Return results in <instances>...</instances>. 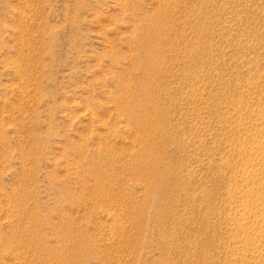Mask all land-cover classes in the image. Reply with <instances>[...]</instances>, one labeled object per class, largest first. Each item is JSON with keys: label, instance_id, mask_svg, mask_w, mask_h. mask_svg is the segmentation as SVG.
Instances as JSON below:
<instances>
[{"label": "rangeland", "instance_id": "rangeland-1", "mask_svg": "<svg viewBox=\"0 0 264 264\" xmlns=\"http://www.w3.org/2000/svg\"><path fill=\"white\" fill-rule=\"evenodd\" d=\"M260 109L264 0H0V264H251Z\"/></svg>", "mask_w": 264, "mask_h": 264}, {"label": "bare ground", "instance_id": "bare-ground-1", "mask_svg": "<svg viewBox=\"0 0 264 264\" xmlns=\"http://www.w3.org/2000/svg\"><path fill=\"white\" fill-rule=\"evenodd\" d=\"M144 45H147V44H144ZM151 59V58H150ZM151 61V60H150ZM153 61V60H152ZM151 61V62H152ZM151 62H149V60H148V63H151ZM148 63H147V66H148ZM154 63H156L155 61H154ZM150 65V64H149ZM156 65V64H155ZM146 66V67H147ZM154 67V66H153ZM156 67V66H155ZM154 67V68H155ZM157 67H158V63H157ZM152 69V68H151ZM263 108V107H262ZM260 110H262V109H260ZM255 110H253V112H254ZM262 111H264V109L262 110ZM260 112V115L259 116H261V117H259V118H257V114L258 113H256V118L258 119H256V121L255 122H259L260 123V125H262L263 123H264V116H262V114L264 113V112H262V114H261V111H259ZM264 115V114H263ZM255 118V117H254ZM146 123V122H145ZM148 124V123H147ZM150 124V123H149ZM258 126V123L256 124H254V126ZM259 125V126H260ZM253 126V125H252ZM252 127L253 129L255 128V127ZM247 127V126H246ZM245 127V128H246ZM249 127H251V125L249 126ZM248 127V128H249ZM251 128V130H253ZM257 128V127H256ZM257 130H259V129H257ZM164 131V130H163ZM260 131V130H259ZM147 132V131H146ZM257 131H256V129H255V133H256ZM264 132V131H263ZM253 134L252 136L250 135V139H251V137H252V141L251 140H248V141H250L251 142V145H253V148L255 147L258 151H259V153H255L256 151V149H254L253 151H255L253 154H251V153H249L248 152V156L247 157H244V158H248L247 160H250L251 162H250V164L252 163V164H254V165H252V166H250V168L248 169V170H246V171H243L244 172V180H245V184L246 185H244V183L242 184V186H240L241 184H239V186L240 187H238V186H236V188L229 194V196L232 194V198H234V197H238V190L242 193V191H243V194H240L239 195V197L241 196V195H243L244 197L243 198H241L242 200L240 201V202H237L238 203V205H237V207H235V205H234V208L236 209L237 208V210H236V212H237V214L236 215H240V217H237V218H239V219H235V215H234V217L232 216V217H230V216H228V218L230 219V218H232V219H234V220H236V222H235V224L237 225L236 227H238L237 229H240L241 230V232H243V233H241V232H239L240 233V235H242V239H241V237H240V239H241V242H240V239H239V241L238 242H240V244H242V240H243V244H248V243H251V244H254V251L253 252H251L252 254L250 255V252H249V255L252 257V256H254V260L256 259V264H264V247H261L259 244H263L264 243V138H261L260 139V137H261V135H259V136H257L256 134ZM260 133H262V131L260 132ZM258 134V133H257ZM256 135V136H255ZM263 136V135H262ZM155 137V136H154ZM254 137V138H253ZM249 139V138H248ZM250 145V144H249ZM252 148V147H251ZM250 150H252V149H250ZM252 151V152H253ZM243 152H246V151H243ZM152 153V152H151ZM244 154V153H243ZM244 155H246V153L244 154ZM246 160V161H247ZM248 162V161H247ZM236 173H238V172H236ZM235 176H237L236 174H235ZM243 177H241V178H243ZM244 180H242L241 181V183L244 181ZM249 184H251L252 186H250ZM244 185V186H243ZM250 186V187H249ZM233 188V187H232ZM231 188V189H232ZM230 190V189H229ZM245 193V194H244ZM237 198V200H239L240 198ZM242 197V196H241ZM236 202V201H235ZM231 209H233V208H231ZM230 209V210H231ZM235 212V210H232V212ZM238 211H239V213H238ZM235 212V213H236ZM230 213H231V211H230ZM230 213H229V215H230ZM232 214V213H231ZM231 219V220H232ZM233 222V221H232ZM234 225V224H233ZM251 226V227H250ZM252 229V230H251ZM233 231H235V228H234V230ZM250 231V232H249ZM252 231V232H251ZM236 232H238V231H236ZM230 234H232V233H230ZM235 234V233H234ZM232 237H233V235H232ZM236 238H238V237H236ZM238 240V239H237ZM233 241H234V239H233ZM236 243V242H235ZM237 244V243H236ZM256 244H258V247L256 246ZM238 246V245H237ZM246 247H251L249 244L248 245H245ZM244 247V246H243ZM252 247H253V245H252ZM252 247L250 248V249H248V250H251L252 249ZM257 247V248H256ZM236 248V247H235ZM245 248V247H244ZM244 248H242V250L244 249ZM262 248V249H261ZM234 250V249H233ZM238 251V250H237ZM243 251H245V249L243 250ZM242 251V252H243ZM236 252V251H235ZM236 253H238V252H236ZM235 253V254H236ZM247 253V252H246ZM245 253V254H246ZM243 256L245 255V254H243V253H241ZM234 255V254H233ZM247 255H248V253H247ZM238 256V255H237ZM239 256H240V254H239ZM238 256V257H239ZM242 256V257H243ZM246 256V255H245ZM235 257V256H234ZM248 258H249V256H247ZM250 257V258H251ZM236 258V257H235ZM246 258V257H245ZM243 260H241V258L240 259H235L236 261H234V262H236L237 263V260H239V261H242V262H244V257L242 258ZM252 259V258H251ZM246 260V259H245ZM254 260L252 259V262H253V264H255L254 263ZM247 261H250V260H247ZM246 261V262H247ZM65 262V261H64ZM233 262V263H234ZM252 262H251V264H252ZM67 263V262H66ZM240 263V262H239ZM250 263V262H249ZM243 264H247V263H243Z\"/></svg>", "mask_w": 264, "mask_h": 264}]
</instances>
